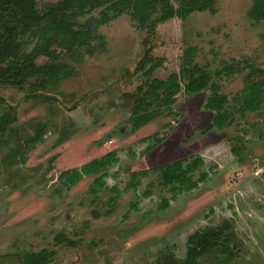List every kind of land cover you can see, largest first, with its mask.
Wrapping results in <instances>:
<instances>
[{"label":"rangeland","instance_id":"374dc122","mask_svg":"<svg viewBox=\"0 0 264 264\" xmlns=\"http://www.w3.org/2000/svg\"><path fill=\"white\" fill-rule=\"evenodd\" d=\"M210 2L154 30L121 14L99 26L91 44L62 49L54 61L37 56V65H69L70 76L52 85L0 82V264H23L25 253L43 249L53 251L45 264H162L183 259L189 235L205 227L220 228L221 242L199 264H264V99L257 109L241 107L250 64L264 68V20L248 18L252 0ZM148 46L165 58L150 76L136 68ZM184 64L209 72L228 97L231 124L205 130L213 116L206 88L181 90L169 114L134 129L137 87ZM110 151L117 162L76 184L61 175ZM190 155L204 158L194 178L208 173L193 189L161 186L157 173L132 178Z\"/></svg>","mask_w":264,"mask_h":264},{"label":"trees","instance_id":"16d2710c","mask_svg":"<svg viewBox=\"0 0 264 264\" xmlns=\"http://www.w3.org/2000/svg\"><path fill=\"white\" fill-rule=\"evenodd\" d=\"M38 0H0V82L6 85L22 87V84L34 79L40 87L52 85L70 76V67L66 63H35L39 55L57 59L62 49L86 46L100 38L98 27L114 20L121 14H129L137 22L139 29L154 30L158 24L173 17L185 18L195 11L210 9V0L188 1L184 7H173L170 0H55L38 6ZM98 10L97 15L90 14ZM83 21L80 18L88 15ZM248 17L254 21L264 20V0H252ZM26 37L25 39H21ZM33 41L29 51L24 45ZM148 46L137 70L150 76L162 66L165 58L151 55ZM194 51L190 47L185 51L187 59ZM252 66L248 76L249 87L242 94L241 107L246 110L257 109L263 102L264 68ZM233 65H226L230 72ZM209 88L205 106L213 111L211 122L205 130L221 129L233 120L232 112L225 107L228 97L219 91V85L211 82L209 72L196 64H184L178 72H171L165 78H152L137 87V97L131 110L130 122L134 129L147 124L157 115L169 114L176 101L177 94L184 90L196 93ZM40 97L41 95L37 94ZM4 117V116H3ZM149 137H145L147 140ZM38 139H32L37 142ZM162 139L146 147V152L153 149ZM119 160L115 151H110L100 158L61 172L68 184H76L84 175L107 168ZM204 164L200 155L178 158L163 165L132 173V178L140 175L157 173L161 186L177 189H193L207 177L201 172L194 178ZM128 186H136L130 183ZM146 189L143 196H150ZM111 202L115 198L110 199ZM166 205V201L164 202ZM221 229L207 227L199 229L188 237L186 255L183 259L166 256L162 264H199L201 254L211 250L221 242ZM53 251L45 249L27 252L23 264H45Z\"/></svg>","mask_w":264,"mask_h":264},{"label":"flooded vegetation","instance_id":"af4514ba","mask_svg":"<svg viewBox=\"0 0 264 264\" xmlns=\"http://www.w3.org/2000/svg\"><path fill=\"white\" fill-rule=\"evenodd\" d=\"M251 5H252V4H251ZM189 15H190V14H189ZM247 15H248V11H247ZM187 16H188V15H187ZM187 16H186V17H187ZM186 17H185V18H186ZM173 18H174V17H173ZM179 18H180V17H179ZM248 18H249V17H248ZM181 19H184V18H181ZM249 19H250V18H249ZM251 20H252V19H251ZM252 21H254V20H252ZM260 21H263V20H260ZM256 22H259V21H256ZM200 156H201V155H200ZM203 159H204V158H203ZM203 172H206V171H203ZM206 173H207V172H206ZM207 175H208V173H207ZM200 182H201V181H200ZM200 182H199V183H200ZM199 183H198V184H199ZM205 228H206V227H205ZM201 229H203V228H201ZM198 230H199V229H198ZM196 231H197V230H196ZM196 231H194V232H196ZM194 232H193V233H194ZM193 233H191V234H193ZM191 234H190V235H191ZM190 235H189V236H190ZM187 240H188V238H187ZM186 249H187V247H186ZM185 255H186V254H185Z\"/></svg>","mask_w":264,"mask_h":264}]
</instances>
